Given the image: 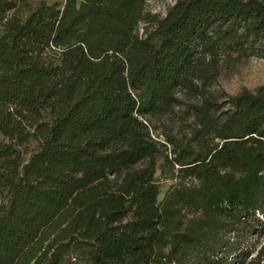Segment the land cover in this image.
<instances>
[{
    "label": "trees",
    "instance_id": "16d2710c",
    "mask_svg": "<svg viewBox=\"0 0 264 264\" xmlns=\"http://www.w3.org/2000/svg\"><path fill=\"white\" fill-rule=\"evenodd\" d=\"M262 50L264 0H0V264H264Z\"/></svg>",
    "mask_w": 264,
    "mask_h": 264
},
{
    "label": "rangeland",
    "instance_id": "374dc122",
    "mask_svg": "<svg viewBox=\"0 0 264 264\" xmlns=\"http://www.w3.org/2000/svg\"><path fill=\"white\" fill-rule=\"evenodd\" d=\"M175 2L176 0H146V12L163 18L168 8ZM144 27L145 24H139L137 28L139 36H143ZM261 53L264 55V50ZM217 86L228 95H236L243 89L254 91L258 87L264 86V56H250L237 64L225 67L218 78ZM156 177L160 186L158 200H161L170 187L171 180L167 172L162 175L159 170H157ZM256 231L248 241L251 251L249 254L253 256L256 252H260L264 256V220L260 221Z\"/></svg>",
    "mask_w": 264,
    "mask_h": 264
}]
</instances>
